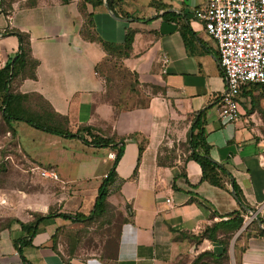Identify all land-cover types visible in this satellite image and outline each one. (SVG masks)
Segmentation results:
<instances>
[{
  "label": "crops",
  "instance_id": "obj_1",
  "mask_svg": "<svg viewBox=\"0 0 264 264\" xmlns=\"http://www.w3.org/2000/svg\"><path fill=\"white\" fill-rule=\"evenodd\" d=\"M94 1L11 4L6 16L0 15V59L3 64L14 58L18 43L9 33L20 34L36 67L34 78L20 80L14 91L39 96L66 119L72 134L89 127L117 146L123 141L106 198L122 218L114 257L77 255L72 234L84 223L52 218L37 223L20 254L11 244L23 238L19 228L1 232L0 264H190L200 252L220 251V244L202 234L232 212L242 217L233 238L234 264H264V234L254 236L252 226L249 236L243 232L250 212L264 220V88H244L238 119L219 121L224 81L217 51L202 23L192 18L205 0H122L115 15ZM87 16L90 32L105 43L125 46L124 57L110 55L83 37ZM201 111L209 157L238 187L248 208L244 212L227 181L221 189L201 182L199 167L185 161L188 130ZM18 125H13L16 140ZM48 137H39L43 147L36 151L31 144L37 137L32 136L22 156L36 172L53 170L57 180H44L69 191L53 203L60 207L55 214L85 216L111 168L108 155L116 150ZM80 137L89 141L84 134ZM27 207L45 217L48 205ZM28 217L20 222H31L34 216Z\"/></svg>",
  "mask_w": 264,
  "mask_h": 264
},
{
  "label": "trees",
  "instance_id": "obj_2",
  "mask_svg": "<svg viewBox=\"0 0 264 264\" xmlns=\"http://www.w3.org/2000/svg\"><path fill=\"white\" fill-rule=\"evenodd\" d=\"M59 1L62 4H67L69 0ZM121 1L122 0H95L94 3L96 5L104 4L107 10L115 15L114 7L121 3ZM8 12L9 10L5 11V15ZM86 24V29L82 31L85 39L90 42L98 43L102 50L110 55L115 54L117 57L125 56V46H116L110 43H105L90 32V29L93 27L90 16H87ZM8 33L9 32H5L4 34ZM9 35L16 36L18 47L13 55L14 60L12 63V58H10L7 59L2 66H0V123L4 126L5 132L13 136L15 133L13 125L15 123L22 122L37 131L51 136L65 139H79L84 145L91 146L93 148H113L116 150L111 168L106 177L101 181V184L97 189L93 205L87 215H68L47 212L45 217L36 216V218L28 223H22L15 219L8 223L16 225L20 232L24 234L23 238L12 241L11 243L17 254H20L19 248L30 244V241L34 236L37 223L43 221L44 219L61 218L70 222L90 223L102 218L105 215L107 208L110 207L106 201L108 188L115 180L114 169L122 156L123 141H120V145L117 146L111 139H103L100 136L93 134L89 127H81L74 134H72L67 130L66 119L55 114L49 105L39 96L35 94L22 95L14 91L13 86L20 80L34 78L36 61L31 59L28 46L20 34L11 32ZM30 101L33 102V108L29 105ZM203 125L204 115L203 111H201L194 115L188 130L187 139L184 144L186 152L185 161H192L199 167L201 182H205L210 186L221 189L223 188V183L227 181L230 184L231 193L234 196L235 201L241 207V211L244 212L248 208H246L243 204L238 187L235 185L226 170L222 166L216 164L209 157V146L205 142ZM80 134L88 136L89 141L80 137ZM140 151L141 150L139 149L138 153H140ZM251 226L255 230L254 236H261L264 234V229H260V227L264 226V220L260 217L256 216L255 219L252 220L244 229L243 232L246 236L250 235L246 231ZM241 227L242 217L238 212H232L227 215L226 221L217 222L210 228H206L203 231L202 237L212 243L220 244V251L217 253L208 251L200 252L190 262V264H222V262H225L227 260L226 241L230 240ZM8 229L9 228L7 226L5 230ZM218 235H221V238H218ZM113 257L114 254L110 259H113ZM22 262L25 263L24 260H22Z\"/></svg>",
  "mask_w": 264,
  "mask_h": 264
},
{
  "label": "rangeland",
  "instance_id": "obj_3",
  "mask_svg": "<svg viewBox=\"0 0 264 264\" xmlns=\"http://www.w3.org/2000/svg\"><path fill=\"white\" fill-rule=\"evenodd\" d=\"M17 2L20 0H0V15L6 16L4 12L10 10V5ZM29 105L33 108L32 101ZM18 123L17 140L15 133L11 136L0 123V233L4 232L7 226L8 228L13 226L8 224L13 219L23 221L29 218L28 216H34L32 219L39 216L28 211L27 206L30 203L41 202L45 206L48 205L46 214L56 213L60 207L57 208L53 203L59 202L63 194L69 192L65 191L61 184H53L54 182L41 178L34 170V166L22 156V151H26L32 136L38 139H34L31 149L39 151L40 147H43L39 137L51 138L48 137L50 135L37 131L25 123ZM121 222V216L110 205L102 218L81 225L72 234L77 255L112 258ZM233 238L234 235L228 241L223 239L227 243V260L222 264H234L236 255L233 250ZM68 240L69 238L63 242L66 244Z\"/></svg>",
  "mask_w": 264,
  "mask_h": 264
},
{
  "label": "built area",
  "instance_id": "obj_4",
  "mask_svg": "<svg viewBox=\"0 0 264 264\" xmlns=\"http://www.w3.org/2000/svg\"><path fill=\"white\" fill-rule=\"evenodd\" d=\"M192 18L202 23L217 51L224 81L218 119L223 124L233 123L239 116L243 89L255 85L264 88V0H205ZM108 157L114 160L115 155ZM37 173L43 179L57 180L51 169H39ZM254 219L255 214L250 212L248 222Z\"/></svg>",
  "mask_w": 264,
  "mask_h": 264
},
{
  "label": "water",
  "instance_id": "obj_5",
  "mask_svg": "<svg viewBox=\"0 0 264 264\" xmlns=\"http://www.w3.org/2000/svg\"><path fill=\"white\" fill-rule=\"evenodd\" d=\"M112 18H114V16H112ZM114 19H115V18H114ZM13 60H14V58H12L11 63H12Z\"/></svg>",
  "mask_w": 264,
  "mask_h": 264
}]
</instances>
